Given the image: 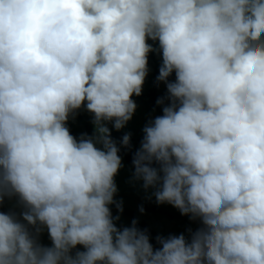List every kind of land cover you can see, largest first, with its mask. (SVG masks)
Masks as SVG:
<instances>
[{
	"label": "clouds",
	"instance_id": "clouds-1",
	"mask_svg": "<svg viewBox=\"0 0 264 264\" xmlns=\"http://www.w3.org/2000/svg\"><path fill=\"white\" fill-rule=\"evenodd\" d=\"M148 40L169 103L133 179L199 223L159 247L110 208L130 134L118 146L108 124L136 111ZM82 108L93 134L76 138ZM13 198L0 264H264V0H0V207Z\"/></svg>",
	"mask_w": 264,
	"mask_h": 264
},
{
	"label": "crops",
	"instance_id": "crops-1",
	"mask_svg": "<svg viewBox=\"0 0 264 264\" xmlns=\"http://www.w3.org/2000/svg\"><path fill=\"white\" fill-rule=\"evenodd\" d=\"M154 43H158L157 42H154ZM151 44V43H149ZM152 47H153V44H151ZM155 49V48H154ZM157 56H162V52L161 51H157ZM159 58V57H157ZM159 60H162V57L159 58ZM148 74L145 78V82H144V85H143V88H142V94L140 96H133L132 99L135 101L136 105H137V108H136V111L135 113L133 114L132 116V119L130 121H128V123L126 124V126L124 128H122L121 130L119 131H122V132H126V133H129L131 136H133L134 138L136 139H140L141 142H142V139H143V136H144V133H143V129L144 127L149 124L151 121L154 120L155 117L157 116H160L162 115V108L163 106L167 105L169 103V101H165L164 100V104L163 105H160L157 103V99L154 101L150 100L148 94L150 91L154 90V88H156V93L157 95L159 96V99L160 98H166L168 93H167V86L164 82H158L155 80L154 76H153V73H152V70L150 68V66L148 65ZM175 78L173 80H170V81H174ZM77 112H81L83 113L84 115H86L88 117V120H89V123L91 124V126H93V116L91 113H89L86 109L82 108L80 110H78ZM76 112V113H77ZM76 113L74 115H72L74 117V123L75 124H80L79 123V119L76 117ZM108 127L110 129H114L116 130L113 125L111 123L108 124ZM94 128V126H93ZM122 163H123V167L119 170L117 176L115 177L116 178H119L121 179L122 177L125 179V178H132L133 179V172H134V169L129 167V165L125 162V160L122 158ZM117 185V193L115 195V199L116 201L118 202H122V206L125 207V198L128 197V198H133V195H131L130 193L134 190V189H139V187L136 185V186H132L131 184H128L126 182H117L116 183ZM142 186V185H140ZM154 191V189H148L147 191H143L142 192V198H141V201L143 205H148L146 203H149L151 205V203L149 202V196L151 197L152 196V192ZM128 193V194H127ZM149 198V199H148ZM148 199V200H147ZM170 204H167L166 203V209H164L163 207L165 205H162L161 206H158V205H153V206H157L159 208H162L172 214H180L179 210L176 209V208H173L172 211H170L169 209V206ZM115 205H111V207H113ZM149 206V205H148ZM129 207V206H128ZM7 208V207H6ZM10 209V208H8ZM129 209V208H128ZM175 211V212H174ZM117 211H113L112 214L114 215V213H116ZM139 215V218L140 219H143L145 218L141 213H139L138 211H136ZM149 213V212H147ZM154 215H150V224L153 226V228H155L157 231V226L161 227V228H166L168 230V233H176V230H175V220L171 219V218H168L166 217L165 215L162 216V214H158V213H153ZM158 215V216H156ZM166 218H165V217ZM124 217V216H122ZM188 217V216H186ZM127 219V218H126ZM146 219V218H145ZM168 219L172 222H170L169 224L168 223H165V220ZM147 220V219H146ZM124 221H125V217H124ZM182 221L184 222H187V224H183L182 228L183 229H186V230H195L194 228H189L190 225H189V222H191V220H185V219H182ZM198 224V222H196ZM127 227V226H131L130 225V222L129 223H125L124 225L120 226L117 224V227L118 228H123V227ZM159 232V231H158ZM42 240V239H40ZM80 251L83 250L82 247H80V249H78Z\"/></svg>",
	"mask_w": 264,
	"mask_h": 264
},
{
	"label": "trees",
	"instance_id": "trees-1",
	"mask_svg": "<svg viewBox=\"0 0 264 264\" xmlns=\"http://www.w3.org/2000/svg\"><path fill=\"white\" fill-rule=\"evenodd\" d=\"M155 49H157V50L150 52L148 55V65L150 66L152 73H153V76H154L155 80L157 81V77L159 75V70H160V67L162 65V60H159V58H157V55H158L157 51H159L158 43H157ZM174 78H175V73H173L172 76L169 77V81L173 80ZM148 96H149L150 100L153 101V103L156 99H159V96L156 93V88H154V90L150 91ZM165 101H168V100L165 98ZM76 117L79 119V123H80L79 125L74 123V117L73 116L69 117V120L67 123V126H68L71 134L73 136H75L76 138H79L81 136V134H87V135L91 136L93 134V126H91V124L89 123L88 117L81 112H77ZM110 130H111L112 139L117 143L118 146H120V141H121L122 137L126 134V132L117 131L114 129H110ZM127 134H129V133H127ZM140 147H141V140L136 139L131 135H130V147H128V148L121 147L119 154L131 168H133V164H132L133 156H134L135 152ZM6 200H8V199H5V201ZM14 200H16V199L13 198L12 201H14ZM144 209L149 213L162 214V215H165L166 217L171 218V219L190 220L189 217L183 216L181 214H178V215L172 214V213H170V212H168L162 208L156 207V206L144 205ZM9 210L10 209L4 207V205H3V207H0V211L7 212ZM114 210H117L116 206L111 207V211L113 212ZM120 213L123 216L129 218L130 223H132L133 220H137L138 221L137 226L141 230H147V232L149 233L150 238H151V242L154 245V247H159V245L156 243L155 238H156V236H158L160 234L158 233V231L155 228H153V226L148 221L140 219L137 212H135L131 209H128V208L123 207V211Z\"/></svg>",
	"mask_w": 264,
	"mask_h": 264
},
{
	"label": "rangeland",
	"instance_id": "rangeland-1",
	"mask_svg": "<svg viewBox=\"0 0 264 264\" xmlns=\"http://www.w3.org/2000/svg\"><path fill=\"white\" fill-rule=\"evenodd\" d=\"M148 43L153 44V48H155L156 45H157V43H154V41H152V40H148ZM115 182L116 183L117 182H126L128 184H131L132 186H136L137 185L139 187V189H134L130 193L131 195H133V198H128V197L125 198V208H129L131 210L138 211L139 213H141L147 219L146 220L145 218H143V220H146V221H149L150 222V220H149L151 218L150 215H154V214L153 213H147V211L143 207V204L144 203L142 204V202H140L141 201V198H142V195L141 194H142L143 191H145V189L143 188V186H140V185H142V181H136V180H134L132 178H125L124 179L122 177L121 179L116 178L115 179ZM149 198L148 199H149V202L151 203V205L149 203H146L149 206L158 205V206H161L162 207V205H165L163 208L166 209V203L165 204H158L156 202V200H155V197L153 195L151 197L149 196ZM15 205H16V200H14V201H12V200H6L5 203H4V207H7V208H13ZM168 207H169L170 211H172L173 208H174L171 205H169ZM141 209H143V211H141ZM16 210L19 211V208H16ZM113 216L114 217L115 216H119V220L116 221V224H118L120 226L124 225L125 223H129V220L126 219V218H125V221H124V217H122L123 215L119 211H117L116 213H114ZM156 216H158V215H156ZM173 220H175V224H176L175 225L176 233H174V234L173 233L172 234L171 233H168V230L166 228H161V227L157 226V229L159 231L158 233L160 235H162V236H165V237H167L170 234L171 235H178V234H181V233H184V234L187 235L188 230L182 228L183 224H187V222L182 221V219H173ZM170 222H172V221H170L168 219L165 220V223H168L169 224ZM189 225H190L189 228H194L195 230L199 227V223L197 224L196 222H194L192 220H191V222H189ZM40 239H42V240H40V242L42 244H44L46 246H51V241H50V239H49V237L47 235V232H44L42 234V236L40 237ZM80 247H82V246H78V249H80Z\"/></svg>",
	"mask_w": 264,
	"mask_h": 264
}]
</instances>
